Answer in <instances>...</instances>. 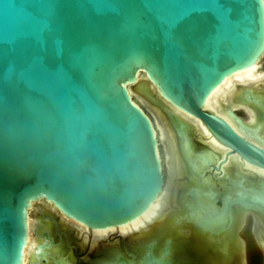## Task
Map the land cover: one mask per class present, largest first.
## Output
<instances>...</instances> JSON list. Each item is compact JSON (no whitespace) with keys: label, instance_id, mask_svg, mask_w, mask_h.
<instances>
[{"label":"water","instance_id":"1","mask_svg":"<svg viewBox=\"0 0 264 264\" xmlns=\"http://www.w3.org/2000/svg\"><path fill=\"white\" fill-rule=\"evenodd\" d=\"M206 6L199 0L190 5ZM224 7L230 11L223 20L206 12L169 27L153 0H0V264H22L30 201L44 200L88 229L129 223L152 206L165 183L152 119L126 87L138 76L155 90L157 96L145 97L170 116L194 171L212 161V151L194 153L190 127L165 103L199 119L217 142L264 170V149L241 136L220 110L204 108L225 78L264 53V3L228 0ZM229 115L264 146L263 122L245 125ZM227 182L221 183L226 191L240 184ZM209 187L221 193L214 183ZM189 192L197 203L198 189ZM214 193L197 211L187 203L189 216L202 226L222 223L233 204L264 209V196L255 193L239 190L220 204ZM53 215L36 210L39 238L29 264L39 262L35 256L67 264L50 253L63 252L64 242L79 243ZM42 229L58 231L55 246L47 232L40 243ZM165 232L144 236L135 250L151 240L158 252ZM176 243L170 242L172 253L181 249ZM152 260L149 253L142 264Z\"/></svg>","mask_w":264,"mask_h":264},{"label":"flooded vegetation","instance_id":"2","mask_svg":"<svg viewBox=\"0 0 264 264\" xmlns=\"http://www.w3.org/2000/svg\"><path fill=\"white\" fill-rule=\"evenodd\" d=\"M263 63L264 53L260 57L256 69L253 71L254 75H262L260 78L261 80L258 81L259 84L253 87L250 83L247 85L236 83L234 94L227 95V101L220 102V109H222L224 114L227 115L234 124L235 121L229 116V111L233 112L238 118H243L240 113L241 111L245 113L248 117V120L243 118L245 125H249L251 122L258 123L260 121L264 123ZM261 86L263 91L258 89L259 87L261 88ZM247 91L252 95H255L258 99H261V104L249 100L245 94ZM235 94L237 97L235 100H232L233 102L235 101L232 103L230 100ZM232 105L235 106L233 107ZM168 106L172 111L177 112L176 115L181 120L185 121L186 127H190L188 133L192 139V149L194 153L202 154L204 152L212 151V161H208L204 169L199 172L194 171L185 154L182 144L178 142V140L180 141L183 139L179 137L170 116L167 113L164 114L160 109L155 108L156 111L158 110L161 114H164L170 128H172L173 137L175 138V148H172L169 145L168 138L162 140L164 142V155L162 158L159 152V141H161V139L157 137L158 135L156 134L158 142L157 150L161 161L165 183L162 190H166L159 200V208L156 211L158 214L161 210L165 209L166 214L162 218L155 222H150L144 227L139 226L138 230L132 229V233L128 235L123 234L119 230V226H117L114 227L112 231L108 229V232L103 234V236L97 237L93 233L94 229H88L84 225L66 218L58 212L52 204L46 201V206L51 207L50 210L49 208H43V203H39L38 205L37 201L35 202V209H31L32 212H35L36 214V210H49L55 214L53 215V218L54 216L62 217L63 222L68 226L66 235L71 237V235H73L72 233H74V238H77L76 240L79 242L77 243L74 240L71 244L64 242V251L56 254L49 252L51 256H54L55 259L63 257L67 264H107L111 259H113V261L111 263L109 262L110 264L118 261L121 262L122 260L125 261V264H142L149 253L153 255V260L150 261L149 264H264V209L262 211H255L252 209H246L239 204H233L230 209V216L227 217L226 214L222 215V223L202 226L199 223H196L193 217L189 216L190 210L187 206V203L192 204L193 211H197L196 205L204 207L206 201L211 200V197L209 196L210 192H215L212 197L217 199L218 204L222 202L225 195H232L239 190L241 192L255 193L263 197L264 170L249 164L237 152L217 142L199 119L191 117L175 107ZM239 110L241 111L239 112ZM158 111L157 115H159L160 125L163 127V121ZM201 126L203 128H201ZM200 128L201 130L203 129V132ZM237 132L241 134V136L243 135L246 137V139L249 138V141L253 144L264 149L260 140L257 142L244 132ZM261 132L263 133L264 138V124ZM166 134L165 136L167 137ZM166 145L169 147L167 148L170 155L169 159L165 158V152L167 151ZM176 154H178L177 158L180 162L177 160ZM163 160L166 161V165L162 163ZM177 161L181 165H179ZM175 166H177L176 169L174 168ZM179 170L181 173L178 172ZM237 171L241 172V174H237ZM233 180H238V183H240L238 188L228 191L223 190L221 183L229 181V185H232ZM203 181L210 184L214 183L217 188L221 189V193L210 188V184L207 186V189H204L201 186ZM191 187L198 189L199 197L201 199L197 201L198 204L189 192ZM228 189H230V187ZM200 191H204V194H201ZM168 206L170 208H168ZM205 213H207L206 216L208 219L212 216V213L208 211H205ZM35 214H31L34 218L31 235L37 244V238L39 237L34 233L36 226ZM155 217H157V215ZM155 217H153V219ZM52 223H54V221H52ZM172 225L176 228H174L175 235H171V233L174 232L171 229ZM77 226H80L79 228L83 229L81 234L77 233ZM164 230H166V232L161 240L158 252L154 249L153 241L151 240L145 241L143 244L144 249L142 248V250H139L138 252L135 250V247L144 236ZM43 232L47 231L42 229L38 233L42 236ZM57 232L58 231H56V233L47 232V235L52 238L53 246L59 241ZM43 241H45V238L42 236L40 243ZM170 242H172V245L173 242H177V246L181 247V249L179 251L175 250V253H172L174 250L171 248ZM36 244L34 245V248ZM115 248L118 249L115 250V253L110 255L108 250L113 251ZM70 251H72L74 256L73 259L70 255ZM87 254L88 257L83 259ZM76 256L78 260L75 259ZM28 258L29 257L26 256L24 264H29L30 260H28ZM46 259L47 262L35 256L33 262L35 263L36 261H39L37 264H57L49 256H46Z\"/></svg>","mask_w":264,"mask_h":264},{"label":"bare ground","instance_id":"3","mask_svg":"<svg viewBox=\"0 0 264 264\" xmlns=\"http://www.w3.org/2000/svg\"><path fill=\"white\" fill-rule=\"evenodd\" d=\"M257 67V63L252 65V66H249L247 67L246 69H243L241 71H238L236 73H234L233 75L225 78L223 80V83L221 85H219L218 87H216L211 93L210 95L207 97V100L205 102V105H204V108H208V109H211V110H220V116L222 118H226L227 121L229 122V124H232L233 127L235 128L236 131H239V132H242L241 130L238 129L237 127V124H236V121H235V118L232 117L233 121H235V124L232 123V121L230 120V118H228L227 115L224 114V112L222 111V109H220L219 105L221 104L220 102H225L227 101L226 100V97L227 95H230V94H234V88H235V85L236 83L238 84H242V85H247V84H252L253 87H255L258 83L259 80H261L260 78L262 77L261 74H256L254 75L253 74V71L256 69ZM139 77V76H138ZM138 77H137V80H138ZM136 80V91L142 93L143 95L145 96H148V94L150 95V91L148 90V86L149 84H147L146 82H138ZM130 85L131 84H128L126 87L130 93ZM237 89V88H236ZM251 89V88H250ZM148 99V98H147ZM227 103V102H226ZM165 104H168V103H165ZM170 105V104H168ZM171 106V105H170ZM173 107V106H171ZM239 107V106H238ZM157 109V108H156ZM177 109V108H176ZM171 112L177 114L176 111H172V109H169ZM158 111V110H157ZM162 111V110H161ZM180 111V110H179ZM159 112V111H158ZM182 112V111H181ZM227 112V111H226ZM160 115H161V118H162V121H163V127L162 125H160L159 123H156V125L153 124L154 126V129H155V136L156 134L158 135L157 137H159L161 140H164L166 138H168L169 140V145L173 148H175V144H174V137H173V133H172V128H170L165 116L163 114H161V112H159ZM164 113V112H163ZM186 114V113H185ZM177 116V115H176ZM230 116V115H229ZM253 116V115H252ZM178 117V116H177ZM231 117V116H230ZM179 118V117H178ZM168 119V118H167ZM180 119V118H179ZM169 121V120H168ZM252 123V122H251ZM201 125V124H200ZM198 126V125H197ZM201 128H203L201 126ZM200 128V130H201ZM203 130V129H202ZM201 130V131H202ZM205 130V129H204ZM203 132V131H202ZM167 133V134H166ZM165 134L167 135V137L165 136ZM207 134V133H206ZM241 135V134H240ZM243 136V135H242ZM247 136V135H246ZM244 137V136H243ZM246 138V137H245ZM213 142V141H212ZM215 143V142H214ZM211 144V143H210ZM157 145H158V142H157ZM169 148L167 145H166V149ZM177 153V151H176ZM157 155H158V158L160 160V157H159V153H158V150H157ZM176 158L178 157V154H176ZM165 158L166 159H169V152H168V149L167 151L165 152ZM178 160V158H177ZM180 162V160H178ZM177 161V163H178ZM161 163V162H160ZM176 163V165H177ZM179 164V163H178ZM181 165V164H179ZM180 167V166H179ZM175 169L177 168V166L174 167ZM176 171V170H175ZM179 173L180 170L178 171ZM178 176V174H177ZM176 176V177H177ZM177 182V181H176ZM179 185V184H178ZM177 186V185H176ZM166 190H162V192L159 194V196L156 198V200L153 202L152 206L149 207L142 215H140L139 217H137L136 219H134L133 221L129 222V223H126V224H123V225H120L119 226V230L123 233V234H130L132 233V229H135V230H138L139 229V226L141 227H144L145 225H147L148 223L150 222H155L156 220L162 218L165 214H166V211L165 209L164 210H161L160 213L157 214V209L159 208V200L161 198V196L164 194ZM173 191V190H172ZM174 196V195H173ZM170 197V196H169ZM171 199V198H170ZM38 202L40 203H44L45 204V201L44 200H37ZM37 201H30L29 202V205H28V216H27V237H26V246L24 248V251H23V261H22V264L25 263V258L26 256L29 257V253H30V249L34 248V245L36 244L35 242V239H33L32 235H31V229L33 227V220L34 218L32 217L31 213V209L35 206V202ZM168 208H170L168 206ZM168 210V209H166ZM35 214V213H34ZM33 214V215H34ZM157 215V217H155ZM36 216V214H35ZM153 217H155L153 219ZM61 219H63L62 217H60ZM70 219V218H69ZM75 225V224H74ZM80 226H77L78 230H77V233L78 234H81V231L83 230L82 228H79ZM114 227H108V228H105V229H94V235H96L97 237L99 236H103V234H106L108 232V229L110 231L113 230ZM85 229V228H84ZM144 233V232H143ZM140 236V235H139ZM137 237V236H136ZM96 244V243H94Z\"/></svg>","mask_w":264,"mask_h":264},{"label":"snow or ice","instance_id":"4","mask_svg":"<svg viewBox=\"0 0 264 264\" xmlns=\"http://www.w3.org/2000/svg\"><path fill=\"white\" fill-rule=\"evenodd\" d=\"M192 2L193 0H153L157 6L158 19L169 27L188 17L206 12H211L218 20H223L230 11L224 7V3L228 0H223V2L222 0H199L200 3L207 5L202 8L190 7ZM261 3H264V0H261Z\"/></svg>","mask_w":264,"mask_h":264},{"label":"rangeland","instance_id":"5","mask_svg":"<svg viewBox=\"0 0 264 264\" xmlns=\"http://www.w3.org/2000/svg\"><path fill=\"white\" fill-rule=\"evenodd\" d=\"M262 67H264V63H263V65H262ZM142 79H144L143 78V76H139L138 77V82H140ZM137 83V82H136ZM136 83H133V84H131L130 85V94H131V96H132V99H133V101H135L137 104H139V106L150 116V118L152 119V122H153V124L154 125H156V123H159L160 124V121H159V115H157V111H156V109L155 108H158V109H160L157 105H155L154 103H152L149 99H147V97H145V95H143L142 93H140V92H138V91H136ZM149 87H151V86H148V90L150 91V93H152L153 94V96H157V94L155 93V90H153L152 88H149ZM263 88H264V86H263ZM260 91H263V89H262V86H261V88L259 87L258 88ZM237 96H236V94L234 95V96H232V99L230 100L232 103H234L232 100L234 99L235 100V98H236ZM236 104V103H235ZM166 106H167V108H169V109H171L167 104H165ZM233 106V105H232ZM235 106V105H234ZM233 106V107H234ZM230 107V106H229ZM161 110V109H160ZM241 110H239V112H240ZM241 113V116L245 119V120H248V117L246 116V114L245 113H243L242 111L240 112ZM163 114V113H162ZM165 114V113H164ZM163 114V115H164ZM159 152H160V156L163 158V155H164V142L161 140V141H159ZM164 165H166V161L165 160H163V162H162ZM167 181V180H166ZM38 203V205H39V203L40 202H37ZM40 204H42V203H40ZM42 206H43V208H49V210L51 209V207L50 206H46V203L44 204H42ZM35 209V207H33V210ZM33 213H35V212H32L31 214L33 215ZM71 234V233H70ZM73 235H74V233H72ZM73 235H71V238H73V239H77V238H74V236ZM76 237H78V236H76ZM78 241V240H77ZM83 249V248H82ZM78 256V255H77ZM77 256H76V258H77ZM86 257H88V254L87 255H85L84 257H83V259H85Z\"/></svg>","mask_w":264,"mask_h":264}]
</instances>
